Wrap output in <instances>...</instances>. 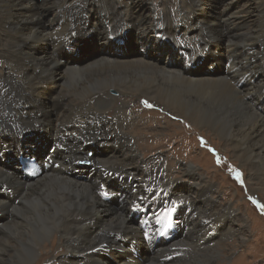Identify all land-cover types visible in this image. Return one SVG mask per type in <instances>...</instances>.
<instances>
[{
	"label": "bare ground",
	"instance_id": "6f19581e",
	"mask_svg": "<svg viewBox=\"0 0 264 264\" xmlns=\"http://www.w3.org/2000/svg\"><path fill=\"white\" fill-rule=\"evenodd\" d=\"M42 1L44 7L36 6L34 0H0V20H5L7 24L0 58L6 63L12 62V71L6 74L10 83L6 89H0L1 127L17 125L24 130H32L42 151L44 135L52 130L68 123L85 121L91 124L93 119L104 121L111 135L104 140V145L110 148L95 149L97 163L135 178L141 172L144 178H137L140 184L149 183L157 189L164 188L174 193L177 199L183 200L191 184L186 186L187 180L184 183L177 178L172 182L166 176L167 157L157 156L152 167H146V162L139 158L138 145L127 131L130 112L117 109L112 117L94 112L95 108L103 110L114 97L112 91L116 92L115 88L123 84L129 93L144 94L145 99L141 100L147 105L160 102L159 106H166L169 112L189 120L194 126L209 129L221 139L231 141L234 157L250 171V181L264 184V179H261L264 177V81L260 80L259 83L257 79L258 72H264V51H261L260 56H263V63L257 64V71H250L246 61L236 66L237 60L243 56L240 52L231 54V51L228 52L229 66L226 70L211 72L188 69L186 61L179 56L181 44L189 46L188 54L193 57L192 63H199L202 68L205 64L200 61L203 56L201 53L207 47L221 49V57L229 47H225L223 37L212 33L214 26L218 30L217 24L203 12L201 4L204 0H193L192 6L182 0L173 18L168 13L154 15V7H146L144 0H56L50 7L55 17H51V13L44 10L49 8L50 1ZM214 1L216 7L212 9H220L223 0ZM188 6L190 9L185 8ZM226 11L225 7L217 17L223 25L221 34L229 33L227 44L232 45L235 36L231 35L233 33L229 26L233 23L229 15L224 19L222 14L226 16ZM48 14L53 18L51 21L45 20L49 19ZM104 21L109 24L104 25ZM70 27L73 29L70 30ZM73 30L80 35L70 44L75 50L65 49L64 33ZM124 30L126 34H123ZM86 32L93 37L95 35V38H90L91 41L84 38ZM99 33L105 35L104 44L98 43L96 35ZM108 34L117 36L107 39ZM155 34H161L165 41H170L162 47L161 63L151 58V48L158 42L154 39L151 44V35ZM121 40L123 43L119 44ZM40 41L45 42L43 45L46 47H39ZM49 41L53 43L50 47ZM111 43L120 46L123 52L114 53L112 57L109 54L102 55L103 52L113 51ZM135 43L138 48H134ZM142 47L148 50L147 54L141 51ZM99 48V56L75 67L59 60L66 58L65 61L69 62L68 57L76 50L82 55L83 52L92 54V50L99 52ZM55 52L58 57L54 56ZM252 59H255L253 54ZM59 67H63L65 77L61 82H55V70ZM71 96L77 97V100L84 97L81 101L85 102H72ZM67 100L71 104H66ZM62 115L70 117L59 119V123L53 125L51 117L58 119ZM96 130L93 126L85 127L82 130L85 140L91 139V136L96 140L101 136ZM15 136L0 135V154L3 157L0 158V181L11 184L19 197L18 203L13 204L0 192V208L3 212L0 227L9 222L17 225V231L11 237L17 243L11 246L10 240L3 245L11 253L3 255L0 261L8 257L6 264H31L38 254L42 239L56 232L64 246L54 264H110L107 255L100 251L106 245L110 249L108 254L117 259V264H163L158 261V251L147 249L148 253L140 260L134 257L125 244V241L139 236L129 217V207H126L134 197L131 189L125 203L112 207L97 195L95 180L100 177L97 170L90 177L84 175L79 179L64 171L45 174L34 182L25 183L19 179L17 169L9 161ZM134 161L135 165L130 167ZM65 170L68 171V168ZM185 172L190 179L198 175L192 166H188ZM110 181L115 185V181ZM171 182L174 184L170 185ZM211 189L202 187L198 198L186 202L190 208L187 219L189 227L183 239L176 242L184 248V256L173 263L164 264H193L198 258L195 264H203L200 260L204 255L201 257V251L199 254L197 250L216 241L217 237L241 231L242 225L238 227L232 224L236 225V218H239L235 210L228 205L221 210L213 207L214 200L209 196ZM218 227L224 231H215ZM207 231L214 232L208 244L200 245L198 240H188L197 237L199 232ZM4 235L10 237L7 232ZM117 250H122V253H117ZM4 251L0 249V253ZM215 253L216 250L209 251L205 257Z\"/></svg>",
	"mask_w": 264,
	"mask_h": 264
},
{
	"label": "rangeland",
	"instance_id": "374dc122",
	"mask_svg": "<svg viewBox=\"0 0 264 264\" xmlns=\"http://www.w3.org/2000/svg\"><path fill=\"white\" fill-rule=\"evenodd\" d=\"M49 1L51 3L47 6V8H49L44 10H46L48 13H51V17H55L54 13L51 12L53 9L50 7H53L52 4L56 0ZM144 1L146 7H149L150 5L152 8L154 7V15L158 13H168L173 18V14L177 9H179L178 5H181L182 0ZM185 1L190 6L194 5L193 0ZM40 2H36V6L44 7V1L41 0ZM201 5L203 12L205 11L208 16H211L210 18L213 19L217 24L216 27L218 30H216L215 26L213 28L211 27L212 33L219 34L220 37H223L222 39L224 41L223 43L225 47H229L223 51L224 57H221L219 55L221 53V49H216L212 46H209V51L205 55V67H198L197 70H211V72H213L215 69L222 70L225 62L229 61L228 52L231 51V54L240 52L243 56L240 60L236 59L238 64L236 66L242 65L246 61L250 65L248 66L250 71H257L258 65L263 63V56H260L262 55L261 51H264V0H223L222 7L219 6L221 10L212 9L216 7L214 0H204ZM190 6L185 8L190 9ZM225 7L227 10V15L225 16V13L222 15L224 16V19L228 15L229 17L231 16L230 20L233 23L229 26L231 33H233L231 35L235 36L233 39L235 43L232 45L227 44L229 41L227 39L229 33L227 35L221 34L223 25L221 20L217 17V15H220ZM206 13L205 16L207 17ZM40 17L43 18V15ZM47 17L49 19L45 20L51 21V19H53L50 18L49 14ZM146 24L148 26V23ZM213 25L215 24L213 23ZM6 26L7 24L5 23V20H0V48L4 38L6 37ZM153 41L154 40L151 39V44ZM44 43L45 42L40 41L38 46L46 47V45H43ZM52 44L53 43L49 41L48 46L50 47ZM213 51L217 53V57L210 55L213 53ZM255 53L258 54L256 55ZM73 54L74 53L70 55L71 57H68L70 60L73 59ZM82 54H87L88 56L91 55L90 52H83ZM105 54L107 53H102L104 56ZM252 54L255 59L251 60ZM109 55L111 57L113 56V54ZM151 58L157 63L163 62L162 60L158 59L157 55H153ZM64 62L71 67H75L67 61ZM11 63L12 62L6 63L0 58L1 90L6 89L7 85L10 83V81L6 78V74L7 72L12 71ZM84 64L87 63H83L82 65ZM157 69L159 70L160 68ZM64 77L63 67L57 68L55 70V82H61ZM257 79L259 80V83L260 80L264 81V72H258ZM108 87L111 86H107L106 88ZM143 88H146V86ZM115 89L116 92L112 91L114 97L108 101V104L105 105L103 110L95 108L94 112L96 114L102 113V115L106 117H112L117 109L130 112V120L127 121L129 124L127 131L133 135L135 139L134 143L138 145L137 148L139 151V158L146 162L145 166L152 167L154 162L157 160L156 157L159 155L167 157V159L165 158L167 160L166 176H168L172 182L177 178L182 180L184 183H186L185 181L187 180V184H184L186 186H188L189 183L191 184L190 186L192 187V191L190 190V187V193L186 192V195L182 198V201L186 203L193 200L195 197L198 198L200 189L202 187H210L212 188V194L210 192L209 196L214 200L213 203L215 204L214 205L212 203L213 207H216L217 210H221L228 205L233 210H235V214L239 216V218H236V225L234 223L232 224L238 227L242 225L241 231L237 233L236 230L233 235L225 236L224 234L225 237H220V233H218L217 236L220 238L217 237L215 239L216 241H208L207 244L209 242L210 243L207 246L201 247L196 251L198 253L201 251V254L199 253L201 257L204 255V260L201 258L200 262H203V264H264V209L261 207L264 206V184L252 182V180L250 181V171L244 164L240 163L234 157V150L230 146L232 145L231 141L221 139V137L209 129L201 127L199 128L196 125L194 126V124L189 120L169 112L166 106H159L161 105L160 102L159 104L156 103V105H147V103L141 100L145 99L143 98L145 97L144 94H139L137 92L129 93V90H127L123 84L117 86ZM83 98L77 100V97L71 96L70 101H78L80 103L81 99ZM67 101L66 104H71L69 101V103ZM1 110L4 111V109ZM69 117L70 115L66 116L67 119H69ZM62 118L66 119L64 115L58 119L51 117L52 124L57 125ZM34 153L36 154V152ZM134 165L135 161L130 165V167ZM188 166L194 167L198 175L191 179L188 178L186 175L187 173L185 172ZM237 174H239V179L236 178ZM136 177L139 179L144 178L141 172L137 173ZM261 179H264V177ZM172 182L170 185L174 184H172ZM139 187L138 189H140ZM204 205L207 206V204ZM99 209L102 210L103 207H99ZM111 215H113L112 212ZM18 219L19 218L16 220ZM197 220H199V218H197ZM221 225L223 224L221 223ZM16 228L17 225L11 222L6 224V226L2 225L0 227V249L3 248V250H5L4 253H0V259L3 257V255H9L11 253V251L7 250L3 245L10 242L11 237L17 231ZM218 229L220 228L218 227L215 229V231H218ZM220 231L224 230L220 229ZM6 232L8 235L10 234V237H6L4 235ZM58 234L59 233L53 232L47 239H42L40 242V247L38 248V254L31 264H54V262L57 260V257L60 255L59 251H61L64 246V242L59 238V236H57ZM188 240H196V238L193 236L192 239L189 238ZM16 243V241L11 240L10 245L14 246ZM213 250H216V253L213 255L214 257H205L208 255L209 251ZM116 252L122 253V251ZM108 253L109 252H106L107 255H109ZM107 259L109 260L110 264H117L116 260L113 258L108 257ZM187 259L191 260L189 257ZM7 260H9L8 257L4 258L0 261V264H6ZM198 261L199 258L197 261H193L192 263L195 264Z\"/></svg>",
	"mask_w": 264,
	"mask_h": 264
},
{
	"label": "snow or ice",
	"instance_id": "6c2138e0",
	"mask_svg": "<svg viewBox=\"0 0 264 264\" xmlns=\"http://www.w3.org/2000/svg\"><path fill=\"white\" fill-rule=\"evenodd\" d=\"M146 103V102H145ZM219 162V161H218ZM236 178L237 179H239V174H237V176H236ZM103 194V193H102ZM262 207V209H264V206H261Z\"/></svg>",
	"mask_w": 264,
	"mask_h": 264
},
{
	"label": "clouds",
	"instance_id": "9594fccd",
	"mask_svg": "<svg viewBox=\"0 0 264 264\" xmlns=\"http://www.w3.org/2000/svg\"><path fill=\"white\" fill-rule=\"evenodd\" d=\"M1 225V224H0Z\"/></svg>",
	"mask_w": 264,
	"mask_h": 264
}]
</instances>
